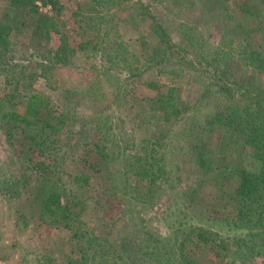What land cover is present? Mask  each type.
Returning <instances> with one entry per match:
<instances>
[{"label":"rangeland","instance_id":"rangeland-1","mask_svg":"<svg viewBox=\"0 0 264 264\" xmlns=\"http://www.w3.org/2000/svg\"><path fill=\"white\" fill-rule=\"evenodd\" d=\"M10 2L0 0V20L13 14ZM56 2L59 12L38 6L60 33L22 36L2 53L0 105L25 113L35 95L78 130L59 162L91 233L79 240L42 222L28 161L37 152L19 133L10 145L1 114L0 264H177L183 248L211 264L213 252L202 259L188 239L200 227L225 245L212 264H264V198L243 207L235 195L236 175L260 163L251 144L264 130V0ZM148 10L176 46L168 54ZM171 88L181 114L163 123L156 101ZM78 171L91 184L73 183Z\"/></svg>","mask_w":264,"mask_h":264},{"label":"trees","instance_id":"trees-1","mask_svg":"<svg viewBox=\"0 0 264 264\" xmlns=\"http://www.w3.org/2000/svg\"><path fill=\"white\" fill-rule=\"evenodd\" d=\"M39 1L11 0L10 6L12 7L13 14L11 15L8 11L5 13L4 18L0 20V57L4 51H8L11 48L14 40L17 38L25 36L30 39L48 41L52 38L53 33L61 32L55 18L40 12ZM41 1L44 5L52 4L53 8L57 9L56 0ZM59 11L60 9H57V12ZM147 14H149L148 27L150 31L160 39L158 46H164L166 54L170 53L169 50L176 46L172 43L171 38L167 36L168 31L163 26V21L150 10H148ZM60 42L66 45L65 36H60ZM64 45L59 46L56 51H66L67 47ZM167 60L169 61V59ZM58 61L62 64L67 63L66 59H58ZM174 91L175 89L171 88L167 96H160L156 101L162 112L163 123L172 119L174 115L181 114L179 106L171 101ZM1 106L0 115L2 114L1 116L5 119L7 118L8 122H10L9 128L6 131L10 145H15L12 143V139L15 134L19 133V136L22 137V142L28 145L27 150H31L34 153L37 152L36 158H30L28 161L32 164L30 166L32 170L37 171L38 174V179H36V196L41 202L39 218L43 223L57 227L63 226L69 229L75 239L80 240L81 237L89 235L91 232L82 227L80 223L82 219H78L80 215L75 211V207L81 201L72 204L69 200L67 196L68 189L65 187L61 177V170L63 168L59 162V158L69 153V148H73L72 142L77 139L74 135H77L76 132L78 130L67 127L68 120L65 119L63 113L57 114L49 104L39 102L35 95L30 96L25 113H20L16 110L2 112ZM253 132L251 137L254 135ZM263 132L264 130H259L258 134L253 136L254 138L252 137L254 143L251 145L254 148V155L260 162L257 165V170L249 171L246 168L236 175V184L238 186L235 187V195L238 196L236 199L240 204H243V207H252L255 204H260L264 198ZM22 154L26 155V151L23 150ZM153 165L145 169V177L154 174ZM68 175L71 176L72 172H69ZM91 179L93 177L87 171L73 173V183L80 185V187L91 184ZM150 182H153V180ZM188 239L190 242L195 243L194 245L199 249V255L202 259L201 253L203 251L206 252L208 250L213 252L214 255L210 258L212 263L215 259L221 258L222 251L225 250V245L222 243V238L218 236V232L216 237L213 231L203 227L197 228V232H194ZM175 250L178 251L177 248ZM183 252H185L184 248L182 249V257L181 254L175 256L177 264H198L197 259H190Z\"/></svg>","mask_w":264,"mask_h":264}]
</instances>
